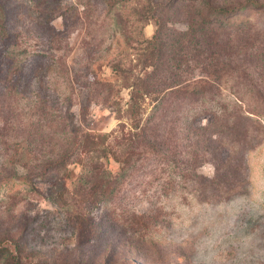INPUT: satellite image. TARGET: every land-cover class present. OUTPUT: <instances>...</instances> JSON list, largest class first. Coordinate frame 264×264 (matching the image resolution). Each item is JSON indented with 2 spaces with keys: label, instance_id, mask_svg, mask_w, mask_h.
Masks as SVG:
<instances>
[{
  "label": "rangeland",
  "instance_id": "374dc122",
  "mask_svg": "<svg viewBox=\"0 0 264 264\" xmlns=\"http://www.w3.org/2000/svg\"><path fill=\"white\" fill-rule=\"evenodd\" d=\"M254 1L234 18L249 17L245 29L225 33L235 41L230 58L218 60L210 104L233 122L212 128L220 137L190 155L197 162L187 179L184 146L175 163L147 156L104 205L75 191L80 166L68 178L41 180L24 164L35 167L56 142L60 152L75 122L116 127L114 110L92 98L100 86L88 83L111 79L113 61L128 67L137 31L150 39L157 26L136 25L133 0L121 24L107 12L117 0H0V264H264V0ZM178 13L169 10L176 20ZM11 49L21 66L14 79ZM181 128L178 144L188 145L189 128Z\"/></svg>",
  "mask_w": 264,
  "mask_h": 264
},
{
  "label": "trees",
  "instance_id": "16d2710c",
  "mask_svg": "<svg viewBox=\"0 0 264 264\" xmlns=\"http://www.w3.org/2000/svg\"><path fill=\"white\" fill-rule=\"evenodd\" d=\"M129 1L117 0L115 5L106 2L107 12L119 24L127 21L123 10ZM133 1L132 15L136 25L144 27L147 21H154L157 26L154 35L145 38L140 28L136 43L129 45L132 57L128 67L122 61H113L108 66L114 81L104 77L88 83L89 87L92 84L100 86L97 96L92 98L95 103L114 110L118 120L116 127L105 131V127L96 122L91 128L75 122L63 140L66 147L60 152L54 153L59 147L56 142L35 167L29 164L31 159L24 164L28 173L32 174L33 168L39 169L35 176L41 180H46L50 174L68 178L70 166H80L75 191L82 192L89 204L108 205L124 179L132 175L137 161L147 156L159 160L167 158L175 163L176 155L185 154L183 161L180 159L183 165L179 170L185 179L188 178L189 162H197V157L191 159L190 155L204 150L205 142L212 136L220 137V133L211 131L212 128L233 122V117L225 115V111L210 106L216 100L215 88L220 86L217 80L223 72L218 68V60L230 58V46L235 41L225 33L243 31L249 17L240 21L234 18L248 7L259 6L254 0L245 4L171 0L166 5L159 0ZM88 6L83 5V10ZM171 9L179 12L180 19L169 15ZM176 22H184L186 28H176L173 26ZM7 52L14 60L9 71L14 79L21 73L20 61H15L12 49ZM133 60L136 64L131 66ZM123 90L128 91L127 99L122 96ZM206 115L212 117L210 124L195 128L197 119ZM182 125L189 128L188 145L178 144L182 142L178 140ZM39 143L40 150L48 148L45 143ZM182 146L185 148L181 153ZM27 151L34 150L28 148ZM111 160L118 163L117 172L109 168Z\"/></svg>",
  "mask_w": 264,
  "mask_h": 264
}]
</instances>
